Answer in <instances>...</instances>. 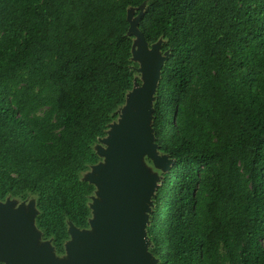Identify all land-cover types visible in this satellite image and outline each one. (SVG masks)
<instances>
[{"label":"trees","instance_id":"1","mask_svg":"<svg viewBox=\"0 0 264 264\" xmlns=\"http://www.w3.org/2000/svg\"><path fill=\"white\" fill-rule=\"evenodd\" d=\"M130 8L167 53L151 127L174 163L152 198L150 253L264 264V0H0V201L34 196L57 255L69 223L89 226L81 173L142 83Z\"/></svg>","mask_w":264,"mask_h":264},{"label":"water","instance_id":"2","mask_svg":"<svg viewBox=\"0 0 264 264\" xmlns=\"http://www.w3.org/2000/svg\"><path fill=\"white\" fill-rule=\"evenodd\" d=\"M132 9L128 10L129 34L141 47L138 50L132 44V58L139 60L144 80L131 89L133 95L128 97V91L117 120L99 139L107 147L97 148L102 160L91 165L96 173L85 179L100 195L94 206L89 204V226L80 229L69 223L65 253L57 255L51 240H42L34 224L35 201L34 208L25 211L15 208V199L6 198L0 201V261L4 264H156L146 225L159 176L143 160L145 156L152 159L163 172L174 163L158 152L151 127L154 94L167 53L161 56L160 42L148 45L136 26L142 13L132 19Z\"/></svg>","mask_w":264,"mask_h":264},{"label":"rangeland","instance_id":"3","mask_svg":"<svg viewBox=\"0 0 264 264\" xmlns=\"http://www.w3.org/2000/svg\"><path fill=\"white\" fill-rule=\"evenodd\" d=\"M131 12L133 13L134 12V9L131 10ZM131 18L133 19L134 16L132 15ZM133 36V35H132ZM136 44V45H135ZM133 45H135V49H138V50H141L140 48V44H139V41L137 40V38H135V36H133ZM163 54L161 53V56ZM134 58V56H133ZM132 60L134 62H136L138 65L135 66V70H136V75L143 81L144 78H143V75L142 73L139 71V67H140V62L139 60L137 59H133ZM135 93V90H131L128 94V97L130 95H133ZM125 105L123 104L119 109H118V112L124 107ZM107 145L104 141H98L95 145V149L98 150L99 148H106ZM98 148V149H97ZM102 160V159H101ZM143 165L145 167H149L150 168V171H152V173H156L158 176H159V181L157 182V184H159L160 182V179L162 178V174L164 173L163 170L159 169V167L155 166V164L152 162V159L148 158V157H144V160H143ZM96 173V169L95 167H92L90 166L87 170H85L84 172L81 173V178L82 179H88V178H91L92 175H94ZM12 199V198H11ZM11 199L9 201H11ZM96 200H100V195H99V189H95V191L93 192V194L90 196V200H89V204L91 206H94L95 205V202ZM16 204L14 205L15 208L20 206L23 210H29V208H34L33 206V203L35 201V198L34 196H31L29 195L26 199H23V200H16ZM9 203V202H8ZM61 258V257H59Z\"/></svg>","mask_w":264,"mask_h":264}]
</instances>
